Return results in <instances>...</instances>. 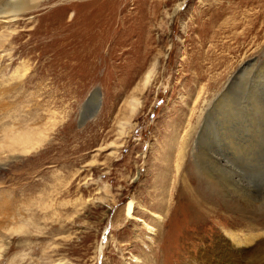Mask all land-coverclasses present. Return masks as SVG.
Segmentation results:
<instances>
[{
	"label": "rangeland",
	"instance_id": "obj_1",
	"mask_svg": "<svg viewBox=\"0 0 264 264\" xmlns=\"http://www.w3.org/2000/svg\"><path fill=\"white\" fill-rule=\"evenodd\" d=\"M35 2L0 20V84L24 79L17 116L41 137L0 168V182L17 193L19 218L9 227L20 224L5 231L1 264H201L216 236L246 244L264 231L257 163L236 167L249 192L242 202L231 191L236 206L206 182L216 171L209 156L227 152L228 141L256 145L264 159V0L26 7ZM89 29V53L71 59ZM184 139L193 146L178 167ZM257 260L264 264V248Z\"/></svg>",
	"mask_w": 264,
	"mask_h": 264
},
{
	"label": "bare ground",
	"instance_id": "obj_2",
	"mask_svg": "<svg viewBox=\"0 0 264 264\" xmlns=\"http://www.w3.org/2000/svg\"><path fill=\"white\" fill-rule=\"evenodd\" d=\"M31 1H36V0H0V3L2 4L0 6V20H2V19L14 20L16 17H18L22 14L26 15L24 13H26V11L29 8L32 9L38 5L35 2L34 4H31L30 6L26 7L27 4L31 3ZM95 22L98 24V28L95 26V24L93 26L95 31H97V29H99V27H100V29H102L101 25H99V23H101L100 19H98ZM84 32L85 31H83V30H81V32H80L83 34V35H81V41L88 42V43L85 45H78L76 43L73 44V42H71L73 44L72 46L70 45L71 46L70 48H71L72 54H73L72 56H69L71 59H73V58L76 59V57H75L76 54H78V55L80 54L81 56L85 55L86 51L89 50L88 46L95 42V40L87 41V39L89 37H91L89 35V33L92 32L94 34L93 30L89 29L88 32H85V33ZM96 45H94V46H96ZM87 53H89V52H87ZM151 73H152V71L149 72L148 75L145 77V81H144L143 86H142L143 89H145L146 86L148 85L149 80L151 78ZM22 77H23V75L11 77L10 80L16 79V78H22ZM23 80L22 81L19 80L15 86H2L0 84V168L3 166V164H6L5 159H6L7 155L15 154V155L19 156L20 154L27 153L32 149L36 150V147H35L36 142L39 141V139L41 138L39 136L36 137V135H33L34 130H32L33 127L31 126V123L25 122V123H23V127H22L21 121L19 120V116H17L18 115L17 107L21 106L20 105V103H21L20 99L22 100V98H18L17 91H18V87H19L18 85L21 82H23ZM95 93H97V91ZM15 97H17L18 99ZM95 100H97V98ZM138 101H139V99L137 97V98L132 99L130 102L131 114L133 116L136 114V111L138 110V108L140 106ZM10 104H12V108L9 109ZM233 106H235V105H233ZM10 112H11V114L9 115ZM126 123L125 122H123V124L121 123L122 124L121 134H124L125 133L124 128L127 125L131 124V122L128 123V121H126ZM233 141L227 142L226 145H227L228 150H227V152H224V153L222 152L223 154L220 153L222 156L220 154H218V152H216V153L214 152V154L209 156V159L212 161V164L213 163L215 164V170L216 171H215L214 176L212 175V177L210 176L211 178L208 177L209 179L206 180V182L213 185V187L217 186V187H220L221 189L223 188V191L225 192L224 205L229 204V206H230V202H231L232 203L231 207L236 206L235 202H232L231 200H229L230 197L232 196L231 194H233V193H231V191H234V193L239 196L238 198L241 197L242 202H245L244 201L245 196L247 195V193H249L246 190L248 188V187H246V184H241V181L239 182L237 179L238 177H236V174L240 173V172L236 173L237 165H238V167L239 166L241 167V165H242V167H243L242 170L244 171V169H246V167L248 165L255 162L258 165L255 167L252 166L253 168H251V172L252 173L257 172L259 170L264 171V159L260 160L261 157L263 156V154L261 152L259 153V150H258L256 145H255L254 149H248L244 145H243L244 146V148H243V147H241V144H238L237 142H233ZM192 146H193V144L190 141V139L189 140L184 139L182 141L181 147L183 148V151H181V148H180L179 153L182 152L183 155L181 154L179 157H177L176 162H177L178 167H180L182 164L186 148L191 149ZM217 158H218V161H217ZM243 171H241V172H243ZM243 173H241V174H243ZM245 173H246V175L250 174V173L247 174L246 171H245ZM241 174H240V176H243ZM244 176H245V174H244ZM263 177H264V175H263ZM244 178L246 180V176ZM259 181H260V179H259ZM5 187L6 186L4 185V182H0V264L2 263L1 259H3V255H5L4 252H6L5 250L8 248V245H9V242L6 239L7 237L5 235V231L11 230V229L19 231V227H20V224L18 225V223H15V222L14 223L16 225L9 227L10 224L14 220H18L19 208H18V202L16 199L17 196L15 197V195L17 193L15 194L14 193L15 191L7 190ZM109 188L110 187H108V183H107L105 185V187L103 188V190L102 189L101 190L104 193L109 195V194H111ZM212 190H215V189H212ZM218 190L219 189H217V191ZM8 194H10L9 197H8ZM237 207H238V205H237ZM258 232L253 237H251L249 240H247L246 244L243 242L241 237H239L237 234H234V233H232L230 235L231 236L230 239L225 238L223 236L221 237L220 235L216 236L217 237V239L215 238L216 239V243H215L216 246L215 247L206 246V248L201 252V254H202L200 256L202 258L201 264H257V261H258L257 257L259 255L260 251L264 248V231L261 230V232H259V233ZM16 233H18V232H16ZM232 238L234 240H231ZM221 239H224L225 242ZM242 243H244V244H242ZM251 257H253V258L251 259ZM250 259L252 260L251 262H250ZM12 261H14L15 263L18 262L16 259L12 260ZM193 264H200V262H194Z\"/></svg>",
	"mask_w": 264,
	"mask_h": 264
},
{
	"label": "water",
	"instance_id": "obj_3",
	"mask_svg": "<svg viewBox=\"0 0 264 264\" xmlns=\"http://www.w3.org/2000/svg\"><path fill=\"white\" fill-rule=\"evenodd\" d=\"M140 135L142 136V135H144V132H143V130L140 132Z\"/></svg>",
	"mask_w": 264,
	"mask_h": 264
}]
</instances>
